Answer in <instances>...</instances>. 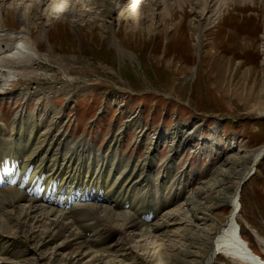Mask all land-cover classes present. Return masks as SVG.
I'll use <instances>...</instances> for the list:
<instances>
[{"label":"rangeland","instance_id":"1","mask_svg":"<svg viewBox=\"0 0 264 264\" xmlns=\"http://www.w3.org/2000/svg\"><path fill=\"white\" fill-rule=\"evenodd\" d=\"M17 2L0 0L2 41L10 40L8 30H18L12 11ZM102 3L91 0L83 6L88 15L77 6V12L53 14L45 23L38 47L52 54H40L42 58L32 62L49 75L39 77L37 86L26 87L30 91L36 86L39 99L32 92L25 98L0 99L4 123L0 136L6 133L4 140H16L9 132L13 116L23 109L20 104L34 113L33 121L43 125L39 142L44 147L34 154L39 155L41 169L58 178V187L70 185L64 195L72 197L87 189L101 196L98 201H78L93 205H83L73 214L85 211L99 227L112 225L100 206L120 214L141 208L151 213L160 201L157 191L172 192L177 205L181 195L207 180L225 157L264 147V0H118L109 16ZM217 3L236 9L224 18L225 24L220 16L215 21L210 18L213 22L200 34L194 23L196 11L205 6L207 11ZM231 34L246 39L235 40ZM231 41L236 46L231 47ZM67 78L71 81H61ZM214 133L221 148L217 153L210 142ZM26 136L22 132L19 137ZM251 174L241 188L240 232L264 256V156ZM114 175L119 176L117 188L110 190ZM176 205L143 219L153 224ZM220 205L213 211L225 216L227 209ZM86 210L93 211L86 214ZM193 221L205 222L196 217ZM95 227H89L87 234ZM118 230L90 241L107 242L108 248L122 236L124 229ZM12 244L7 239L6 257L16 251L17 245ZM204 257L201 252L196 258L200 262ZM210 264L233 263L217 255Z\"/></svg>","mask_w":264,"mask_h":264},{"label":"bare ground","instance_id":"2","mask_svg":"<svg viewBox=\"0 0 264 264\" xmlns=\"http://www.w3.org/2000/svg\"><path fill=\"white\" fill-rule=\"evenodd\" d=\"M14 1H19L12 10L16 15L18 30H8L9 35L7 36L10 40L2 41L0 39V99L7 100L13 96H17L19 99L25 98L29 92L39 99V92L36 90L37 83L40 84L38 79L47 77L49 74L37 70L32 61H37L41 55L52 54L50 50H42L38 47L46 26L45 23L49 22L53 14L61 15L63 11L74 13L77 6L80 11H84L88 15L89 12L85 11L83 6L90 5L91 0H59L54 3H46L45 0ZM96 1L106 3L104 5L102 3V6H105V13L108 16L118 3V0ZM134 1L128 0L129 3ZM205 5L210 7L207 3ZM206 6L202 10L196 11L194 16V23L200 34L217 18L221 17L222 24H225L224 18L236 9L235 5L225 7L224 4L217 3L213 5L212 9L205 11ZM2 13L3 8L0 3V28H4ZM99 15L103 17L101 12ZM60 17L62 18V16ZM41 18L42 21H37ZM210 18H213V21ZM33 26L37 28L36 32H33ZM103 28L105 27L103 26ZM231 36L235 40L244 38H240L238 34H231ZM248 39L250 40V38ZM234 44H236L235 41L229 43L231 47L236 46ZM63 76L69 77L65 73ZM61 81L69 82L71 79L67 78ZM31 84L36 86L30 88L29 91L28 88L32 86ZM27 86L28 88H26ZM20 107L23 109H20L11 120L12 134L9 132L12 138L17 136L16 140H4L2 137L8 136L6 133L0 136V264H210L217 255L231 260L233 264H264V256L256 253L242 237L239 223V214L242 208L241 188L245 180L250 178L251 173L256 171L257 165L264 156V147L225 157L207 180L188 193L181 195L182 201L177 205L178 198L172 200V192H155L156 199L160 201L152 207L154 209L151 211H159L160 214V210L167 206L173 204L176 206L168 209L153 224L145 223L142 210L137 209L136 213L120 214L113 212L109 207L100 206L112 225L99 227L96 222L89 221L91 214L85 215V211L73 215L74 211H79L83 205H93L78 202L79 197L73 200L76 205L73 204V207L68 211H64L53 207L48 202H41L35 194H26V188L32 186L40 191V196L53 195L54 200L59 195L56 190L61 188L55 184L56 181H59L58 178H52L45 174V170L41 169L39 155L38 157L34 156L38 152L37 150L44 147L39 142L43 125L33 121L36 119V115L27 111L23 104H20ZM49 121L57 126L51 118ZM3 127L4 123L0 121V128L3 129ZM22 132L27 134L25 138L19 137ZM188 133H192V131H188ZM214 137L215 140L212 138L210 142L217 153L221 149L216 141L217 133H214ZM87 147L93 150L91 146L87 145ZM44 153H46L45 149ZM106 153L107 151L100 154L105 155ZM40 154L43 156V152ZM111 169L110 166L106 172ZM118 180L119 176L114 175V180L108 188L112 190L116 187ZM74 184L76 185V183ZM133 184L135 182H132L130 186ZM141 194L143 195L142 191ZM218 205L226 207L227 214L225 216L219 217L217 216L218 212L213 211ZM86 211L88 214L93 210ZM139 217L143 219L144 223L139 220ZM195 217L198 220H205V222L195 223L193 221ZM92 225L97 228L95 227L92 234L86 236L88 228ZM118 228L124 229V231L122 236H118L116 243L114 242L116 245L113 243L115 246L112 244L106 248L105 243L107 242L94 244L95 242L90 241V237L102 238L103 232L106 234L118 233ZM129 228H133V230ZM7 239L15 246L17 245L16 251L11 252L8 257H6L9 245H6ZM91 246L96 248H89ZM196 247L200 250L195 251ZM201 252H204L205 257L198 262L196 257Z\"/></svg>","mask_w":264,"mask_h":264},{"label":"trees","instance_id":"3","mask_svg":"<svg viewBox=\"0 0 264 264\" xmlns=\"http://www.w3.org/2000/svg\"><path fill=\"white\" fill-rule=\"evenodd\" d=\"M242 203V202H241Z\"/></svg>","mask_w":264,"mask_h":264}]
</instances>
